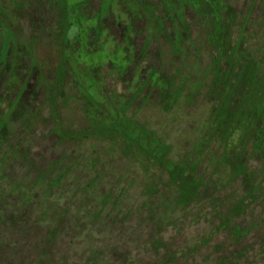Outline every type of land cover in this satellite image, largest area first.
<instances>
[{
    "label": "rangeland",
    "instance_id": "374dc122",
    "mask_svg": "<svg viewBox=\"0 0 264 264\" xmlns=\"http://www.w3.org/2000/svg\"><path fill=\"white\" fill-rule=\"evenodd\" d=\"M52 1L0 0V117L10 119L8 129L5 131L13 132L17 141H26L24 145L31 162V167L27 168L36 174L48 172L54 162L60 161L64 164L72 162V155L76 156L79 152L89 149L90 142L84 146L79 143L77 146L74 142L63 141L60 135L65 134L57 123V118H60L61 114L64 120L67 118L71 120V124H66L64 130L78 133L82 128H87L89 122L81 102L84 97L94 104L97 102L99 105L105 104L107 116L100 119L103 124L108 121V117L113 119L116 112L111 111L100 91L103 90L106 97L111 96L112 103H115L112 96L113 99L116 97L119 104L127 105L125 116L132 122L135 121L132 124L136 126L137 122L146 124L147 129L155 130L171 146L172 159L181 162L185 154L194 149L197 140L205 135L208 127L211 129L218 127V122L214 124L210 122L209 126H206L212 109L220 105L213 97H218L227 86V78L233 75V66L243 68L246 59L250 58L258 67L255 72L260 69L257 76L264 77V0H224V5L220 4L223 0L212 4L205 0H67L69 32L63 52L66 51V57L75 69L73 68L72 74L69 71L64 75L68 99L65 103L60 102V93L54 95L55 81L60 86L59 78L62 73L60 61L65 52L60 53L63 45L60 39V8ZM83 6L86 7L85 11ZM157 19L162 21V25ZM219 34L224 38L223 44L217 40ZM241 37L244 39H240ZM219 53L223 56L225 53L227 58L221 59ZM181 61H184V66H181ZM218 62L223 68L221 71ZM193 67L198 69L194 71ZM151 70L156 71L154 75L160 73L159 77H164L170 82L156 77L151 80L153 86L145 85L144 82L148 81ZM139 71L142 74L138 73ZM219 72L223 73V77H219L218 80ZM237 75L236 71L235 76ZM28 76H31L30 80ZM202 77L203 86L199 84ZM250 79L255 91L258 85H264V78L261 82L254 76ZM28 82L24 107L18 106L13 115L10 109ZM71 82H75V88L71 86ZM185 83L188 84V92L201 91L196 101L191 104L185 101L190 97L179 98L183 91L182 85ZM155 91L167 93L164 101L166 110L173 108L178 98L180 104L166 112L159 103V94ZM235 91L231 95L228 108V111L233 113L244 106L250 89L244 81L237 85ZM225 93H222L223 96ZM71 94L77 95L76 101L71 100ZM261 96L263 91L260 89L258 97ZM94 104L92 103V106ZM99 107L95 105L93 110H98ZM253 110L257 112L258 107L254 106ZM117 111L119 116L122 113V105L117 107ZM93 137L97 138L98 135ZM94 144L99 148L108 146L101 140H95ZM220 148L219 143H212L207 150L210 154L212 151L218 152ZM251 153L250 151L248 154L249 165L255 172H262L264 160L258 156H251ZM78 170L73 171L71 178L65 180L66 187L72 186L75 180L79 179L86 183L94 176L93 173H82ZM115 170L116 168L107 170L105 177H108L109 187L112 185L117 190L114 192L115 198L127 197L125 200L127 206L117 208L125 212L119 217L123 223L115 226L106 221L100 225H93L90 230L85 231L87 234H81L72 248L71 254L74 253L72 264H81L90 254V250L99 248L102 250L105 248L107 251L116 249L118 252L114 253L116 264H119L117 261H121L118 258L122 256V249L132 254L135 258L134 264H152L157 256L148 248H143L152 237L175 253H181L183 249H189L199 241L210 238L211 224L206 221L192 227L184 222L182 230L165 229L160 235H156L153 225L155 221L152 225L141 223L138 226L140 224L138 222L145 219L143 217L145 212L137 216L134 211L127 214V210L135 204L134 200L130 199L134 193L139 194L140 190L142 193L145 192L144 183L142 189L131 190L127 187L126 181L135 178L140 182L143 175L140 168L130 170V173H126V181L122 186L116 182L120 169L118 172ZM200 172L205 173L207 177L212 174L206 162L201 166ZM233 175L232 171L221 168L214 172L211 183L219 181L218 187L223 188L232 180ZM164 176V180L167 181L169 175L165 173ZM30 179L27 177V180ZM242 185L239 180L232 185L237 188V196L240 197L244 195ZM106 188L99 184L101 194L107 192ZM85 201L86 208H90L93 200L88 193L77 195L71 204L73 206L70 215L76 218H72L69 226H66L62 241H71L86 229L81 226L82 217L87 215H84L83 209ZM63 203L64 200L61 205L59 203L53 208L54 218L64 207H69ZM79 208L82 210L79 211ZM252 208L254 212L244 218L245 223L252 226V231L241 243L242 246L238 244L229 250L231 237L226 233L220 234L211 239V247L204 248L200 254L188 261L180 259L175 264H217L229 256L231 251L236 253L242 247L250 248L253 252L242 260H233L232 264H264V251L260 252L258 259L254 255L259 252L261 244L258 242L264 236V198ZM109 231L120 235H115L114 240L109 241L105 238ZM37 233L40 237L45 231L42 228ZM12 239L23 244V248L20 249L24 262L28 264L37 261V253L30 248L33 241L29 240L25 244L23 239L17 237ZM4 241H7V238ZM4 241L2 242L8 245L9 241ZM61 246L64 247L59 246L60 256L69 249L68 246L66 249L65 243ZM221 247V252H215ZM137 248H142L140 253ZM143 249L149 252H143ZM165 255L166 253L159 260Z\"/></svg>",
    "mask_w": 264,
    "mask_h": 264
},
{
    "label": "trees",
    "instance_id": "16d2710c",
    "mask_svg": "<svg viewBox=\"0 0 264 264\" xmlns=\"http://www.w3.org/2000/svg\"><path fill=\"white\" fill-rule=\"evenodd\" d=\"M216 1L219 0H205V2L210 4ZM52 2L55 5L58 4L60 8V39L63 41L60 53L64 54L65 52L64 57L61 55L62 61H60V69H62L59 78L60 86L55 81L56 90L54 95L60 93V102L65 103L68 97L65 82L66 76L64 75L69 73V71L72 74L74 68L71 66L72 62L66 57V51L63 52V48L65 49L67 45L64 42L68 40L69 24L67 14L69 9L67 0H53ZM224 2V0L222 3L220 1V4L224 5ZM87 5L88 2H86L85 6L87 7ZM85 6H83L84 8L82 7L83 11H85ZM157 22L162 25L161 20L157 19ZM219 35L220 37L217 40L223 44L224 38L221 34ZM240 39L243 40L244 38L241 37ZM225 53L224 56L219 53V57L221 59L227 58ZM240 55L245 57L244 54L240 53ZM246 60L247 62L243 68H239L238 65L233 66V75L227 78V86L223 88L218 97H213L214 100L220 102V105H218V102V106H214L215 108L212 109L206 127L209 126L210 122L213 124L218 122V127L212 129L208 127L205 135L197 140L194 149L186 153L181 162L172 159V148L165 139L160 137L155 130L147 129L148 126L146 124L137 122V126L133 125L132 123L135 121L132 122L130 118L125 116L127 105L119 104L116 97L113 99L114 96H112V100L115 103H112L110 101L111 96L106 97L103 94V90L100 91V94L111 111L116 112L115 117L111 118L112 120L108 117V121L103 124L100 119L107 116L105 104L101 103L99 105V102L94 104V102L84 97L81 100L83 103L82 108L87 114L88 127L90 126V128H82L78 133H71L68 130H64V126L70 123V118L64 120L60 114V118H57V123L60 125L63 134H65V136L60 135L63 141L74 142L77 146L79 143H81V146L86 145L87 142L91 144L88 150L82 151V153L79 152L76 156L72 155V162L65 164L60 161L54 162L49 171L42 174L28 171L29 168L27 167H31V162L29 152L24 145L26 141H17L14 139L13 132L5 131V129H8L10 119H2L0 117V264H27L24 262V258L21 257L22 250L20 248H23V244L15 242L12 239L13 237H17L20 240L23 239L25 244L29 240L33 241L30 248L37 253V261L28 264H72L74 260V253L71 254L72 248L81 234H87L85 231L90 230L93 225H100L106 221H109L111 225H122L123 220L119 217L125 212L117 210V208L119 206H127L125 203L127 197L115 198L114 192L117 190L112 185L109 187L108 177H105V172L114 168H116V172L120 169L119 175L117 174V185L121 184L123 186L126 181V173H130L129 171L134 168H140L143 175L140 182H137L135 178H130L126 181L127 187L131 190L135 188L142 189L141 186L144 183L145 192L142 193V190H140L139 194L134 193V196L130 199L134 200L135 204L131 205L127 210V214L134 211L137 216L145 212L143 216L145 219L138 222L140 223L138 226L141 223L152 225L155 221L153 225L156 235H160L165 229L182 230L184 222L190 227L198 226L202 221L211 224L210 238L199 241L189 249H183L181 253L171 252V250L165 248L163 243L156 241L153 237L150 238L151 241L145 244L146 248L144 246L143 248H148L151 253L157 256V259L152 264H175L180 259L188 261L190 258L200 254L204 248L211 247V239L220 234L226 233L231 237V242L228 246L229 250H232L238 244L241 245L252 231V226L246 224L244 218L249 213H253L252 207L264 198V167L261 169L262 172H255L253 167L249 165L250 158L248 156L251 151V156H258L264 160V85H258L255 91L250 79L254 76L261 82L264 77L259 78L257 76L260 69L258 72L256 71L257 73L255 72L258 67L252 62L253 60H250V58ZM180 64L184 66V61ZM220 64L218 62V68L221 67ZM193 68L192 70L194 71L198 69ZM219 69L221 71L223 68ZM203 70L206 71V69ZM236 71L238 73L237 77L235 76ZM155 73L156 71L154 70L149 71L150 76L147 78L148 81L144 82L145 85L153 86L151 80L156 77L159 80L168 82L164 77L158 76L159 72H157L159 74L154 75ZM25 76L24 71L23 77ZM219 77H223V73L219 72L218 80L220 79ZM28 79L30 80L31 76H28ZM203 81L202 77V81L199 83L202 86L204 85ZM244 81L247 82L250 93L246 97L242 108L234 113L230 112L228 108L231 102V95L236 92L237 85ZM71 86L75 88V82H71ZM182 86L183 91L179 98L190 97L185 99L188 104L196 101L199 94H201V91L196 93L188 92V84L186 83ZM28 87L29 82L23 86L19 98L15 105L11 107V114L13 113L14 115L18 106L24 107L23 103ZM36 89L37 91L39 90L38 88ZM260 89L263 91L261 98L258 97ZM223 92H226L224 96ZM157 93L159 94L161 107L166 110L164 101L167 93L164 91H158ZM70 97L72 101L77 100V95L71 94ZM257 97L258 99H256ZM179 98L175 101L174 106L180 104ZM92 103L94 104L93 106ZM212 103L215 105V101ZM95 105L101 108L93 110ZM119 105H122V113L118 116L117 107ZM252 106L258 107V111L255 112ZM173 108L166 110V112L173 110ZM102 110L105 112H102ZM57 117L59 116L57 115ZM91 124H93V127H91ZM96 134L98 137L94 138L93 136ZM95 140H101L107 143L108 146L99 148L94 144ZM212 143H219L221 148L218 152L212 151L209 154L207 148ZM77 151H79L78 148ZM205 162L208 170L212 172L209 177L205 173L200 172V168ZM221 168L234 173L232 180L223 188L218 187L219 181L211 183L214 172L219 171ZM76 170L82 173H93L94 176L86 183L81 182L79 179L75 180L72 186L66 187L65 184L67 182L65 180L70 179L72 172ZM165 173L169 175L167 181L164 180ZM27 177L31 179L27 180ZM238 180L243 184L244 195L242 197L237 196V188L232 187ZM109 181L111 182L112 180ZM99 184L107 187L106 189L108 190L105 194H101ZM86 193L93 200L90 208H86V201L83 205L84 215H87L82 217L81 226L86 229L72 238L71 241L64 242L62 241V236L65 228L69 226L68 224L72 218H76V216L71 217L70 215V210L73 206L71 204H73L77 195ZM62 200L65 201L63 205L67 204L69 207H64L59 212V215L54 218L53 208H56L59 203L61 205ZM79 209V211L82 210L81 208ZM210 215H214V219ZM74 221L77 222L76 220ZM42 228L45 233L40 238L37 231ZM115 235H120V233H110L109 231L105 238L112 241ZM36 237L37 241H35ZM6 238L9 241L8 245L2 242ZM63 243H65L66 249L67 246L69 249L60 256L59 246L64 247L61 246ZM258 243L259 245L261 244V248L259 252L257 251L254 254L256 259H258L260 252L264 251V236L259 239ZM222 247L215 252H221ZM141 249L137 248L139 253ZM144 249L143 252H149L144 251ZM251 252L253 251L250 248L242 247L236 253L231 251L229 256L224 257L217 264H232L233 260H242ZM89 253L88 257H84L85 260L81 264H116V259L114 258V253H118L116 249L110 251L105 248L103 250L100 248L92 249ZM164 253L166 255L159 260ZM118 259L121 260L117 261L119 264H134L135 262L132 254H129L124 249H122L121 258L119 257Z\"/></svg>",
    "mask_w": 264,
    "mask_h": 264
}]
</instances>
